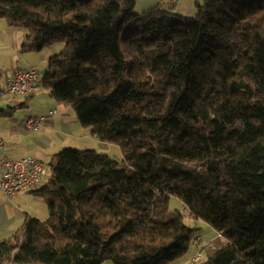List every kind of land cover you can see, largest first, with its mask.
I'll use <instances>...</instances> for the list:
<instances>
[{
    "label": "trees",
    "instance_id": "trees-1",
    "mask_svg": "<svg viewBox=\"0 0 264 264\" xmlns=\"http://www.w3.org/2000/svg\"><path fill=\"white\" fill-rule=\"evenodd\" d=\"M136 3L0 0L22 53L64 44L42 87L123 153L54 154L48 217L1 240L0 264H171L200 230L173 197L229 241L201 264H264V0H204L192 21Z\"/></svg>",
    "mask_w": 264,
    "mask_h": 264
},
{
    "label": "crops",
    "instance_id": "crops-1",
    "mask_svg": "<svg viewBox=\"0 0 264 264\" xmlns=\"http://www.w3.org/2000/svg\"><path fill=\"white\" fill-rule=\"evenodd\" d=\"M155 2L156 0H148L145 7H149ZM170 2L180 5L183 0H170ZM25 37L26 32L24 30L11 27L5 19H0V57H3L6 53L11 58L21 54ZM50 57V54H44V50L39 51V54H25L23 57L20 56L23 62L16 67H12L13 65L8 67L0 60V78L2 75L7 77L6 81L4 80L5 82L0 79L2 91H5V84L14 70L29 65L38 66L41 80H43L44 73L41 72L40 64L48 63ZM25 102L26 106L20 109L26 108L31 109V111L26 113L21 120L17 119L16 114L14 119L0 118V177L3 171L2 163L5 159L18 160L26 156H33L47 160L53 150L58 148L59 151H56L58 153L62 148H74L75 141L80 143L83 140L93 141L94 145L106 150L110 147L109 143L98 140L88 128L81 125L72 107L58 104L51 96L50 91L42 87V82L39 90L31 94H24V98L18 101V103ZM38 115L46 117L42 126L38 130L26 128L25 120L30 116ZM44 178L45 176L41 181L43 183H40L41 185L39 184L33 189L20 190L11 197L0 191V241L22 228L31 217L45 220L43 218L48 216L45 199L35 192V190L45 185ZM202 225L195 240L197 247H194V252L189 251L190 248L172 264H188L189 261L197 262L204 255L209 257L214 254L216 249L229 243L218 231L209 228L208 223ZM211 250L213 253L209 255L208 251ZM198 253H201V257L195 260L194 258Z\"/></svg>",
    "mask_w": 264,
    "mask_h": 264
},
{
    "label": "rangeland",
    "instance_id": "rangeland-1",
    "mask_svg": "<svg viewBox=\"0 0 264 264\" xmlns=\"http://www.w3.org/2000/svg\"><path fill=\"white\" fill-rule=\"evenodd\" d=\"M147 1L148 0H137L136 6L134 8V11L136 13H139V14H142L144 12L147 13L148 11H150V9L152 7L158 6L159 9H163L165 11L178 14L179 16H182L181 18L185 17V18L189 19L190 21L195 20L198 17L200 7L204 5V0H183V2L180 5L175 4L174 2H170V0H156L155 3L151 4V6L145 7ZM63 49H64V44L63 43H57V44H54L52 46H49V47L45 48L44 49V54L54 55L56 53H60ZM34 53L39 54L38 51L26 52V53H21V54L15 56V57L11 58V56H9V54L6 53V55H4L3 57H0V60H2L4 64H7L8 67H10L11 65H13L12 67H16L18 65H21V63L23 62V60H22V58H20V56L23 57V56H25V54H34ZM47 65H48L47 62H44V63L40 64V69H41L42 73L46 72ZM6 78L7 77L2 75L0 79H3V81L4 80L6 81ZM23 98H24L23 94L12 95V94H10L7 91H2V86L0 85V107L5 108V107H8V106L14 105L16 102L21 101ZM30 111H31V109L29 110V109H26V108L18 109L16 111L17 119L21 120L26 115V113H29ZM73 111L75 112L74 109H73ZM75 143H76V145L73 146L74 148H66V149H80V148H82V149H86V148L87 149H89V148L94 149V148H97V149H99L98 150L99 152L104 153V154H108L111 158H113L115 160L121 161L123 159L122 150H121L120 146H118L117 144L109 143L110 147L108 148V150H106L104 148H100L99 146L94 145L93 141L83 140L80 143L78 141H75ZM84 143H86V144H84ZM92 147H94V148H92ZM57 149L53 150L51 152V154L49 155L48 159L46 160L47 167H48V172H47V174L45 175V178H44L45 183L48 181V179L51 176L48 164L50 163L53 155L56 154V151H59ZM63 149H65V148H62V150ZM182 204H183L182 201L179 200L176 197H173L172 200H171V208L172 209H178L179 208V209H182L184 211V213H185V222L188 225H190V226L191 225L192 226L193 225L194 226L197 225V226H199L201 228V226H203L202 225L203 222L198 221V220L196 221L193 217H191L190 214L186 210L183 209V205ZM47 217L48 216H45V218H43V219H47ZM198 222H199V224H198ZM208 227L212 228L210 225H208ZM194 247L195 248L197 247L195 242H193V244L190 247L191 249L189 248L190 249L189 251L194 252V250H195ZM208 252H209L208 253L209 255L213 253L212 250L208 251ZM206 259H207V255H204V257L201 260H199L197 262L189 261L188 264H201ZM103 264H115V263L112 260L108 259Z\"/></svg>",
    "mask_w": 264,
    "mask_h": 264
},
{
    "label": "built area",
    "instance_id": "built-area-1",
    "mask_svg": "<svg viewBox=\"0 0 264 264\" xmlns=\"http://www.w3.org/2000/svg\"><path fill=\"white\" fill-rule=\"evenodd\" d=\"M41 73L36 65L19 68L11 73L5 84V90L12 95L31 94L41 88ZM44 115L30 116L25 120V126L31 130H38L45 122ZM3 171L0 177V191L6 196L24 189L37 187L48 172L46 160L26 156L18 160L5 159L2 163ZM201 257L198 253L194 258Z\"/></svg>",
    "mask_w": 264,
    "mask_h": 264
}]
</instances>
